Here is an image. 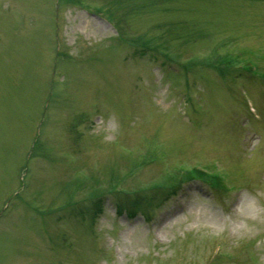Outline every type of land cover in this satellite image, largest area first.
<instances>
[{"label": "rangeland", "instance_id": "obj_1", "mask_svg": "<svg viewBox=\"0 0 264 264\" xmlns=\"http://www.w3.org/2000/svg\"><path fill=\"white\" fill-rule=\"evenodd\" d=\"M262 51L264 0H0V264H264Z\"/></svg>", "mask_w": 264, "mask_h": 264}]
</instances>
